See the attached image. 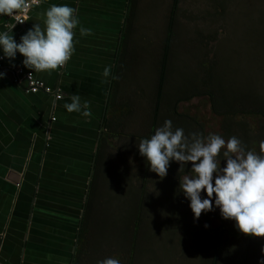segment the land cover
I'll list each match as a JSON object with an SVG mask.
<instances>
[{
	"label": "crops",
	"instance_id": "0c3cea01",
	"mask_svg": "<svg viewBox=\"0 0 264 264\" xmlns=\"http://www.w3.org/2000/svg\"><path fill=\"white\" fill-rule=\"evenodd\" d=\"M193 1L180 0L177 27L187 28L209 12L206 0ZM53 3L75 8L79 19L65 66L32 71L19 53L2 62L0 264H74L118 55L125 46L122 54L129 59V46L141 42L163 45L174 0H39L26 24L12 29L13 38L19 42L34 23L42 25V13ZM80 26L91 35L81 37ZM106 66L108 78L102 75ZM18 70L32 72L62 99L27 93L24 83L14 81ZM74 94L81 103L87 100L88 116L63 107Z\"/></svg>",
	"mask_w": 264,
	"mask_h": 264
},
{
	"label": "trees",
	"instance_id": "16d2710c",
	"mask_svg": "<svg viewBox=\"0 0 264 264\" xmlns=\"http://www.w3.org/2000/svg\"><path fill=\"white\" fill-rule=\"evenodd\" d=\"M180 0H174L172 12L170 13L169 26L166 30L165 43L162 45V53L159 68L155 72L156 80L151 99L146 103L148 110L141 116L138 102L142 101V93L138 87L130 93L125 92V72L135 62L122 54L125 46L118 55V61L114 70L111 93L109 97L106 116L102 125V133L98 152L95 159L94 172L85 205L78 244L74 256V264H97L98 260L112 257L119 260L120 264H257V258L261 255L260 249L264 245V237H249L241 234L234 227V222L222 219L219 210L214 209L208 213L202 211L200 217L193 219V214L188 207V201L179 192V179L190 173L191 162L185 168L178 171L179 165L174 162L169 167L171 171L167 180L170 184L168 193L169 205L172 209L168 219L172 223L176 217L183 216L181 233L174 235L165 243L166 255L156 260L151 255L147 261L142 260L143 252L141 243L148 239L146 234L147 210L149 201L158 191V176L150 172L145 159L139 155L136 144L141 138H149L157 127L161 126L165 119L172 121V126L184 129L185 134L199 132L207 136L203 125L196 119L180 112V105L189 103L196 98H207L212 113L220 118L221 136L227 140L228 137L236 136L246 147L260 153V142L264 141V98L256 100L251 98L234 99L232 103L222 99L221 94L212 84L211 80L200 85L195 84L191 91L185 88L172 93L168 89V81L173 68V41L177 40L180 27H177V8ZM196 34V33H195ZM202 35L194 37L201 40ZM192 41V40H191ZM208 42H201L204 49H208ZM212 58H215V52ZM208 51L203 53L204 66L208 61ZM127 59V60H126ZM221 96V97H220ZM252 97V96H251ZM264 97V96H263ZM237 100H241L237 103ZM222 103V104H221ZM250 117H258L256 128H251L248 120ZM238 119V120H237ZM146 121L143 125V121ZM110 166L113 170L110 171ZM168 168V169H169ZM116 177V183L122 185L127 180L130 191H135L137 196L133 204L128 222L123 221L118 231L121 235V246L96 245L94 236L97 232L107 228L105 215L109 211L107 190L111 179ZM160 180V178H159ZM105 190V191H104ZM133 196V197H135ZM167 217V216H166ZM171 223V224H172ZM208 227L205 228L204 225ZM123 243H127L124 248ZM169 253V254H168ZM151 259V260H150ZM157 261V262H156Z\"/></svg>",
	"mask_w": 264,
	"mask_h": 264
},
{
	"label": "rangeland",
	"instance_id": "374dc122",
	"mask_svg": "<svg viewBox=\"0 0 264 264\" xmlns=\"http://www.w3.org/2000/svg\"><path fill=\"white\" fill-rule=\"evenodd\" d=\"M200 3L199 0L192 2L197 5ZM206 3L209 5V12L204 14L202 20L194 18L192 24H189L191 27L189 25L187 28L182 27L177 34L179 38L173 47V68L168 81L169 91L176 93L184 88L191 91L195 84L201 86L203 82L207 83L210 79L222 99L230 103L244 96L245 101L251 98L263 100L264 0H206ZM142 31L145 30L142 29ZM200 35L203 37L201 40L193 39ZM201 42H208V49L205 50ZM218 43L216 57L211 59V52ZM205 51H208V61L211 59L207 66L202 64ZM161 53L162 44H155V42H146V44L141 42L140 45L129 46V55L135 59V62L125 72L124 89L125 92L131 93L138 87L141 91L142 101L138 102L141 116H144L145 110L149 108L146 103L153 95L155 72L159 68ZM240 101L236 102L240 103ZM179 110L203 125L206 135L215 133L221 136V120L212 113L207 98L193 99L189 103L180 105ZM145 122L144 120L143 125ZM258 122V117H250L248 120L253 129L257 127ZM173 164L174 162H170L169 167L171 165L173 167ZM221 164L223 166V162ZM111 170L113 166H110ZM169 171H171L170 168L162 179L167 180ZM116 179V177L111 179L106 191L109 198V211L104 217L107 220V228L94 236L96 245L100 247L121 246L119 226L122 221L128 222L130 211L137 200L135 191H132L130 196L127 195L130 191L127 180L122 185L120 182L116 183ZM169 187L168 181H161L158 177V191L149 201L147 210L148 227L146 226L145 233H150L149 237L152 240L148 239L145 243V239L140 245L144 253L142 258L144 261H147L146 259H149L151 255L152 257L154 255L158 262L161 257L167 256L166 240H171L175 234L182 231L183 222L178 223V220L183 221V216L179 215L173 220L177 223H172L168 219L172 212L168 197L165 196ZM122 246L128 249L127 243H123Z\"/></svg>",
	"mask_w": 264,
	"mask_h": 264
},
{
	"label": "clouds",
	"instance_id": "9594fccd",
	"mask_svg": "<svg viewBox=\"0 0 264 264\" xmlns=\"http://www.w3.org/2000/svg\"><path fill=\"white\" fill-rule=\"evenodd\" d=\"M31 3L36 5L39 0H31ZM20 8L27 9L28 4L24 0H0V15H13L14 10ZM76 11L68 4H51L42 13V25L34 23L20 36L19 42L10 34L14 25L0 31V59L14 61L19 53L23 57L22 65L32 71L63 68L74 52L73 29L79 24ZM79 34L81 37L91 35V29L80 26ZM110 74V66H106L102 75L108 78ZM5 75L0 71V79ZM116 78L111 76V79ZM69 99L71 102L63 105L67 112L90 114L87 100L81 103L80 96L75 94ZM136 148L147 161L149 171L161 179L167 175L170 162L178 163V171L191 162V171L179 179L178 189L188 201L194 220L202 211L218 209L221 218L233 221L241 234L264 237V141L260 142L258 154L246 150L236 136L225 140L215 133L186 135L184 129H174L172 121L165 119L149 138H141ZM260 252L257 264H264V245ZM97 264L120 262L106 257Z\"/></svg>",
	"mask_w": 264,
	"mask_h": 264
},
{
	"label": "built area",
	"instance_id": "2783aa9c",
	"mask_svg": "<svg viewBox=\"0 0 264 264\" xmlns=\"http://www.w3.org/2000/svg\"><path fill=\"white\" fill-rule=\"evenodd\" d=\"M24 2L28 4L27 9H16L14 10L13 15H0V26L3 24L6 29L11 28L13 25L14 27L24 26L29 19L32 8L39 4L33 5L31 0H24ZM2 62L3 59H0V71L5 72ZM16 76L17 77L14 81L19 84L24 83L26 92L29 94L44 92L46 94L54 95L57 100H61L63 97L59 90H52L48 88L43 82L37 80L32 72L24 73L22 70H18L16 71Z\"/></svg>",
	"mask_w": 264,
	"mask_h": 264
},
{
	"label": "water",
	"instance_id": "95a60500",
	"mask_svg": "<svg viewBox=\"0 0 264 264\" xmlns=\"http://www.w3.org/2000/svg\"><path fill=\"white\" fill-rule=\"evenodd\" d=\"M94 161H95V159H94Z\"/></svg>",
	"mask_w": 264,
	"mask_h": 264
}]
</instances>
